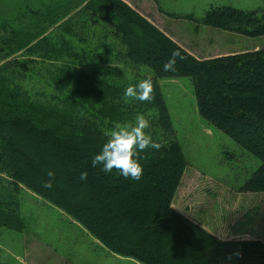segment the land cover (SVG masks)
I'll use <instances>...</instances> for the list:
<instances>
[{"label":"trees","instance_id":"16d2710c","mask_svg":"<svg viewBox=\"0 0 264 264\" xmlns=\"http://www.w3.org/2000/svg\"><path fill=\"white\" fill-rule=\"evenodd\" d=\"M64 1L44 14L21 17L15 8L0 19V228L25 226L17 198L24 186L111 252L142 264H264V240L220 238L172 206L188 163L159 84L191 78L200 115L261 160L242 189L264 192V47L197 57L124 0ZM199 21L259 37L264 6L212 5ZM174 50L185 58L164 71ZM29 75L56 92L41 98L25 84ZM145 79L153 84L150 101L124 95ZM138 114L161 144L140 154L142 178L93 168L115 125L134 124Z\"/></svg>","mask_w":264,"mask_h":264},{"label":"rangeland","instance_id":"374dc122","mask_svg":"<svg viewBox=\"0 0 264 264\" xmlns=\"http://www.w3.org/2000/svg\"><path fill=\"white\" fill-rule=\"evenodd\" d=\"M59 1L0 0V19L15 13L21 17L44 14ZM124 1L197 57H216L264 47V35L249 37L199 21L212 5L254 10L263 8V0ZM15 8L16 12L12 13ZM55 27L50 26L48 32ZM17 55L27 58L24 51ZM40 66L39 63L36 70ZM140 70L152 72L146 66ZM46 81L29 75L25 84L34 87L35 93L44 98L56 92ZM159 84L188 163L172 203L174 209L220 238L264 239V192L242 189L261 160L200 115L190 77L162 78ZM17 198L25 226L21 230L0 228L1 263L142 264L111 252L76 219L24 186Z\"/></svg>","mask_w":264,"mask_h":264},{"label":"clouds","instance_id":"9594fccd","mask_svg":"<svg viewBox=\"0 0 264 264\" xmlns=\"http://www.w3.org/2000/svg\"><path fill=\"white\" fill-rule=\"evenodd\" d=\"M177 57L183 60L185 57L179 50L172 52L171 58L163 65L164 71H175ZM153 84L149 79L139 81L125 88L124 95L136 101H150L152 99ZM150 128V121L143 114H138L134 124L115 125L109 134L107 141L101 145L98 152L92 156L93 168L99 166L100 171L105 174L112 173L113 169L124 178L138 181L142 178L144 167L140 162V154L147 148L159 150L161 144L154 141L146 131ZM49 177L54 172H47ZM88 178L87 171H81L79 179L85 181ZM45 188H50L51 183L45 182Z\"/></svg>","mask_w":264,"mask_h":264},{"label":"bare ground","instance_id":"6f19581e","mask_svg":"<svg viewBox=\"0 0 264 264\" xmlns=\"http://www.w3.org/2000/svg\"><path fill=\"white\" fill-rule=\"evenodd\" d=\"M126 2V1H125ZM127 3V2H126ZM129 4V3H128ZM130 5V4H129ZM131 6V5H130Z\"/></svg>","mask_w":264,"mask_h":264}]
</instances>
